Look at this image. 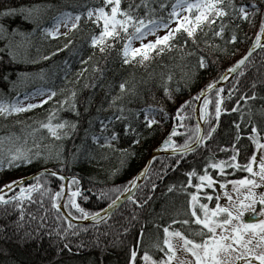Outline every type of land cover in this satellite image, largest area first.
<instances>
[{
	"label": "trees",
	"instance_id": "trees-1",
	"mask_svg": "<svg viewBox=\"0 0 264 264\" xmlns=\"http://www.w3.org/2000/svg\"><path fill=\"white\" fill-rule=\"evenodd\" d=\"M102 2L103 0H0V13L9 8L39 6L28 19L24 18L26 13L19 12L0 16V24L7 30L6 35L0 34V49H3L0 51V99L11 100L17 95L22 96L37 89H53L57 92L52 100L41 107L9 116L7 119L0 118V137L18 136L19 143L26 139L27 147L30 148L35 139L41 147L33 148V152L39 150L44 154L52 153L47 161L41 156L31 164L0 170V188L12 180L44 169H52L68 178L76 177L79 180L83 195L89 197L87 201L82 197L77 198L82 207L89 211L107 208L110 199L120 195L110 189L119 187L122 192L123 187L136 177L152 150L161 145L173 125L178 123L173 117L185 101H190L184 109L187 113V118L183 121L185 127L178 128L182 135L173 139L178 144H183L189 136L195 140L197 121L193 109L197 101L192 98L210 81L218 80L226 69L233 66L253 46L259 32L261 16L264 15V3L256 0L261 12L250 16L251 22L239 18L232 19L230 16L223 18L227 24L225 39L213 37L212 31L205 26L203 32L197 33L196 44L189 39L186 46L180 47L184 37L177 34L176 48L154 56L151 61L145 62L144 66L135 62H122L120 40L112 47L106 48L103 53L98 48H93L90 45V37L98 34L101 29L88 21L86 15L81 16L78 29L69 31L67 37L61 35L52 38L43 32L44 28L52 26L54 18L60 12L86 13L88 8L98 7ZM128 2L129 0H122L121 6L126 8ZM139 2L140 0H135V3ZM149 2L150 6L156 9L155 16L166 17L175 0ZM233 2L239 6L242 3L250 4L251 0ZM161 3H164V9L160 8ZM138 11L141 15L144 14L143 7ZM219 23L218 19L211 27L218 28ZM233 31L238 37L237 42L225 43ZM68 39H71L72 43L68 48H64L63 45ZM205 40L208 41L207 44ZM217 44L220 45L219 49L215 47ZM6 45L11 47L16 60H12L8 55ZM58 48L61 50L56 51ZM189 52L192 54L188 55ZM198 55L205 56L206 68H199ZM44 56L49 58L43 59ZM94 67L98 71H94ZM85 68L87 71L82 72ZM24 73L27 75H21ZM169 73L172 74V79L167 82V86L171 91V100L164 93L165 78ZM237 80L238 91L229 99L228 89ZM123 81L127 82L128 88L134 86V92L126 91L123 98L116 102L117 106H110L112 96L120 94L119 84ZM253 83L255 88L252 87ZM222 87L225 90L222 95L226 97L222 107L227 111L221 112L218 123L214 115L209 118L208 123L202 121L203 135L207 134L212 125H216L212 136L187 155L160 156L152 160L148 179L143 180L134 195L140 206L127 201L112 213L107 223L95 227L93 222L79 225L69 229L66 234V221L57 220V213L51 207V193L41 196L40 192H34V202H24L25 214L20 227L16 224L18 210L10 205L0 206V264H129L130 249L133 247L139 249L136 264H140V253L145 246L154 241L157 234L161 237L163 235L162 227L158 228L157 225H167L173 218H190L185 215L188 211V193L196 189L187 185V172L194 169L198 175L202 174L209 158L227 161L232 155L233 145L239 149L237 162L241 164L246 163L256 150L248 140L252 126L248 121L251 120L258 129L264 130V49L250 58L243 68V75L238 73ZM73 90L76 93L75 111L70 107L71 101L59 103ZM253 92L256 94L254 100L240 99L241 95L251 96ZM209 99L213 101L209 105V111L213 112L215 92L209 95ZM121 104L124 106L123 116L126 119L117 120L116 116L120 115L118 105ZM148 105L156 109L162 107L164 112H167V117L164 112L157 111L155 115L158 117L155 120L159 123L146 127L143 109ZM233 107L238 110L231 111ZM51 109H56L53 123L66 120L76 125L74 130L67 127L65 131L70 134L60 140L50 137L46 129L32 133L33 128H39L37 121L46 120ZM101 122L107 125L103 130ZM236 123L240 124L241 133L238 142L235 141ZM113 132L117 138L111 140L112 147H101L100 145L104 144L103 137H111ZM93 135L99 140L93 141ZM137 140L138 143L135 142ZM222 148L225 151H221ZM123 149L127 151H121ZM56 153L60 154L61 159L55 158ZM208 171L218 181L249 176L246 171L228 167L225 168L224 176L218 175V170L209 168ZM44 180L49 181L45 187L52 189L53 193L64 183L52 176L42 177V182ZM192 181L193 184L198 182L195 176ZM153 183L156 185L155 189L151 187ZM170 185L173 186L171 191ZM218 186L219 184H216L214 188ZM72 188L74 190L76 185L73 184ZM101 190L105 191L107 196L97 199ZM18 191L19 189L8 193L5 197H11ZM205 192L215 191L207 189ZM202 199L204 198L201 197ZM214 201L215 197L212 204ZM69 210L71 209H66L67 212ZM71 211L76 215L74 210ZM172 227L196 229L199 226L176 224ZM58 228L60 234H57ZM125 228L128 229L127 232L124 231ZM141 229L144 233L143 240L140 239ZM73 232L77 234L73 235ZM65 244L68 248L64 247ZM149 251L155 256L161 255L155 249L149 248Z\"/></svg>",
	"mask_w": 264,
	"mask_h": 264
},
{
	"label": "snow or ice",
	"instance_id": "snow-or-ice-1",
	"mask_svg": "<svg viewBox=\"0 0 264 264\" xmlns=\"http://www.w3.org/2000/svg\"><path fill=\"white\" fill-rule=\"evenodd\" d=\"M122 0H103L102 4L98 7H90L87 9L86 13H72L68 11L60 12L55 18L54 23L51 27L43 29V32L52 38H58L63 35L68 36V32L61 33L59 31L60 27L63 26L69 31L76 30L79 27V22L81 16L86 15L88 21L100 27L98 34H93L90 37V45L93 48H98V50L103 53L106 48L112 47L117 40L122 42V47L120 49L122 54V62L124 64H129L135 62L142 66L145 62L151 61L154 56L161 55L165 52H170L173 48L178 45L175 43L177 34L184 37L183 45L186 46L189 39L193 44L197 43V33L203 32L204 27L207 26L211 31L213 37H218L220 39H225V30L227 24L224 22V17H231L232 19L239 18L240 20L249 21L250 16H255L257 13L261 12V7L256 3V0H251L250 4H240L237 6L233 0H175L171 4V10L168 12L167 16H155V8L150 6L149 0H140L139 3H135V0H129L127 7L121 6ZM264 3V0H261ZM39 6H34L32 8H9L0 16H9L17 12L25 14V19H28L31 13L36 10ZM141 7L144 9V14L141 15L138 11ZM164 3L160 4V8L164 9ZM254 10V11H250ZM220 20L218 28H212V25ZM173 22H175V27H172ZM238 27V25H237ZM164 29L163 35H157L158 31ZM15 31V30H13ZM0 34L6 35L7 30L3 24H0ZM23 35V33H21ZM154 36V39L145 41L148 36ZM207 35V33H205ZM237 35L233 31L225 40V43H235L237 42ZM264 39V15L261 16L259 32L256 34V40L253 46L248 50V52L242 56L236 63L226 69L224 74L219 76V80L213 79L210 81L205 88L192 98L194 101H201L198 109H193V111H198V121L209 122V118L214 115L217 123L222 111H227V109L222 107L225 96L223 87H218L220 81H227L229 75L233 73H239L243 75V68L249 62L252 52L257 48L264 49V44H261V40ZM133 41H140L138 47L133 46ZM72 43L71 39L67 40V43L63 45L64 48H68L69 44ZM207 44L208 41L205 40ZM8 47V55L12 60H16V55ZM216 48H220V45H215ZM57 49L56 51H60ZM3 51V49H0ZM221 51H226V49H221ZM54 54V53H53ZM192 53L189 52L188 55ZM48 56H44L43 59H48ZM91 59V57H89ZM86 63V61H81ZM67 63V61H65ZM197 64L199 68L204 69L207 67V61L204 55H198ZM94 71H98L97 68H93ZM82 72L87 71V69H82ZM21 75H27L26 73ZM7 79V77H5ZM172 74L169 73L165 78L164 93L168 99H172L171 91L167 86V82L171 81ZM238 80L233 84L231 88L228 89L227 98H231L237 88ZM255 88V83L252 85ZM178 90V89H177ZM63 91V90H61ZM119 95L112 96L110 101V106H117L116 102L123 98V94L128 92H134V86L132 88L127 87V82L123 81L119 84ZM215 92V101L213 104V112L209 111V105L213 103L209 99V94ZM57 95V92L53 89H37L31 94H25L24 99L30 100L36 96L44 97L39 100L38 103H27L19 99V96L8 100L0 99V118L7 119V117L23 113L46 104L49 100ZM75 91H71L69 96L65 97L64 100L59 101V103H70V107L75 111ZM256 98L255 92L251 96L241 95L240 99L245 101L254 100ZM190 101H185L176 110L175 116L173 117L178 123H175L168 134L167 138L163 141L161 149H172V155L184 156L190 152H194L196 147H199L204 143L205 140L212 136L215 131L216 125H212L206 135H201L200 123L196 124V134L195 140L191 136L187 137L183 144H178L173 137L182 135L178 132V128L185 127L183 121L187 118V113L184 109L189 105ZM237 106L239 105V100H237ZM120 115L116 116V119H126L123 116L125 111L124 106L118 105ZM237 107H233L231 111H237ZM164 112L161 107L159 109L148 105L143 109L145 126L151 127L153 124L159 123L154 118L150 119V114L154 115L155 112ZM56 109H51L48 113L46 120L37 121L39 128H33L32 133H36L41 129H46L47 134L54 138L55 140H60L63 137H67L70 133L65 131L67 127L72 130L75 129V123H70L69 121H60L58 123H53ZM78 114V113H77ZM139 113H137V116ZM165 117H167V112H164ZM249 115H251V110L249 109ZM241 120H243V113H241ZM102 123V130L107 127L106 124ZM251 129L248 134V140L255 146V149L259 151V157H257V152L254 151L251 156L247 159L246 163L237 162V155L239 154V149L234 145L232 146V155L227 161L208 159L204 166L202 174H197L193 169L186 173L188 180L187 185L194 187L196 191L188 193V211L185 213L186 216L190 218L185 219H175L173 218L167 225H157L158 228L162 227L163 235H156L154 241L149 245H146L143 252L140 253V264H264V191H261L258 195L255 189L260 188L264 185V130L258 129L255 123L251 120ZM128 126L126 125V128ZM236 135L235 141L238 142L241 139L240 124L236 123ZM134 131V130H133ZM117 135L115 132L111 134V137L104 136V144L101 147H112L111 140H115ZM93 141H98L99 138L95 135L92 137ZM20 137L14 135H8L5 137H0V170L5 167L13 168L20 165L31 164L35 159L43 158L47 161L52 153L49 152L44 154L39 150L33 152V148L39 149L41 146L39 143L33 139L32 147H27V140L25 139L23 143H19ZM138 143L139 141H135ZM160 149H158L159 151ZM121 151H127L123 149ZM225 151V149H221ZM56 159H61L60 154H55ZM156 157H153L155 160ZM179 163V160L177 161ZM149 165L146 166L136 177L128 182V185L123 187V191L119 187H114L110 191L120 193L115 199H110L107 208H102L99 211H89L81 206V203L77 201L78 197H82L84 201H87L89 197L83 195L82 190L79 186V180L76 177H65L60 175L57 171L52 169H45L43 172L37 173L31 177L34 183H28L25 185L23 178L12 180L7 182L0 188V206H12L19 212L18 220L16 222L17 227H20V222L24 219L25 209L24 202L29 203L33 201V193L40 192L41 196L50 194L51 207L57 213L56 219H63L66 221L67 226L64 228V233L66 234L69 229L79 227V225H74L72 223L73 219L79 220H91L93 222V227L101 224L107 223L111 218L112 212L119 207L121 202V197L124 193L127 196L124 197L127 201H131L137 206H140L139 201L134 199L133 189L138 187L137 181L143 179H148ZM254 165L258 167V171L254 170ZM240 169L251 174L245 176L241 179H233L226 181H218L214 179L213 175L209 173L208 169L218 170V175L224 176L225 168ZM166 171L167 165L164 166ZM57 177L60 181L67 180V196L61 204V198L65 197V187L64 183L59 185V190L53 193L52 189L45 187L49 181L44 180L42 182V177ZM196 177L197 183L193 184L192 177ZM258 178V180L256 179ZM75 184L76 188L73 190L72 185ZM219 184L220 189L224 190L222 195L226 202L221 204V194L217 193L215 195V202L213 207H209L208 202L213 201V195L207 192L204 193L206 201L201 202L199 193L204 188L214 189L215 185ZM228 185H231V189L228 190ZM19 188L18 192H14L11 197H5L4 189L8 191H13L14 188ZM155 189L156 185L153 183L151 185ZM173 186H169V191L172 190ZM184 187V185H182ZM241 188H246L245 192H241ZM232 193L236 195L233 196ZM107 196V193L101 190L97 194V199H102ZM146 203V201H145ZM42 204V201H41ZM257 205L259 207L257 208ZM62 209H71L67 213L62 211ZM250 212L254 216H258L259 219L246 220L245 213ZM103 213V214H102ZM179 215V213H177ZM135 218V217H133ZM35 219V217H33ZM191 225L196 224L199 227L192 229L188 227L184 228H174L172 225ZM125 232L128 231L127 228L124 229ZM27 234V233H26ZM57 234L59 233V228L57 229ZM76 235V232L72 233ZM143 229L140 232V239L143 240ZM68 248V245H64ZM149 248L155 249L159 256L153 255ZM71 251V249H69ZM139 249L133 247L130 249L129 264H136Z\"/></svg>",
	"mask_w": 264,
	"mask_h": 264
},
{
	"label": "water",
	"instance_id": "water-1",
	"mask_svg": "<svg viewBox=\"0 0 264 264\" xmlns=\"http://www.w3.org/2000/svg\"><path fill=\"white\" fill-rule=\"evenodd\" d=\"M261 44H264V39H262L261 41ZM252 47V46H251ZM250 47V48H251ZM249 48V49H250ZM248 49V50H249ZM259 50H261V48H259V47H257L253 52H252V55H251V57L256 53V52H258ZM248 52V51H247ZM246 52V53H247ZM245 53V54H246ZM244 54V55H245ZM243 55V56H244ZM250 57V58H251ZM238 73H233V74H231V75H229V79L227 80V81H220L219 82V84L217 85L218 87H222V86H224L228 81H230L233 77H235L236 75H237ZM219 80V79H218ZM214 93V92H213ZM212 94V93H211ZM210 95V94H209ZM202 102V100L201 101H197L196 102V106H195V109H198V107H199V104ZM195 118H196V121H197V123L199 122L200 123V127H201V135H203L204 134V125H203V122L202 121H198V111H195ZM163 143V142H162ZM162 143H161V145H162ZM161 145H159L158 147H156L155 149H153L152 150V152L150 153V155H149V157L147 158V160H146V162H145V165L143 166V168L140 170V172L146 167V166H148L149 165V162L151 161L152 162V160H153V157L155 156L156 158L157 157H160V156H168V155H172V149H161ZM197 148V147H196ZM158 149H160L159 151H158ZM45 170V169H44ZM44 170H41V171H39V172H36V173H33V174H31V175H29V176H26V177H23V179H24V181H25V184H27V183H29V182H31L32 180H31V177L32 176H34L35 174H37V173H40V172H43ZM139 172V173H140ZM138 173V174H139ZM137 174V175H138ZM61 175V174H60ZM136 175V176H137ZM63 176H65V175H63ZM66 177V176H65ZM143 178L141 179V180H139V181H137V184H138V187L136 188V189H133V192H134V194L136 193V191L138 190V188L141 186V184H142V182H143ZM64 184L66 185V187H65V192H67V180H65L64 181ZM17 189H19L18 187L17 188H14V190L13 191H15V190H17ZM13 191H8L7 189H4V195H6V194H8V193H11V192H13ZM65 196H66V194H65ZM127 196V193H124V195L121 197V202H120V205H119V207L118 208H116L112 213H114L117 209H119L122 205H124L126 202H127V200L126 199H124V197H126ZM65 199V197H63V199H62V201H61V204L63 203V200ZM62 211H64L65 213H67V211H66V209H62ZM103 214V213H102ZM255 219H258V217L257 216H253V217H249L247 220H255ZM72 223H75V224H78V225H85V224H90V223H92V221L91 220H76V219H73L72 220Z\"/></svg>",
	"mask_w": 264,
	"mask_h": 264
},
{
	"label": "rangeland",
	"instance_id": "rangeland-1",
	"mask_svg": "<svg viewBox=\"0 0 264 264\" xmlns=\"http://www.w3.org/2000/svg\"><path fill=\"white\" fill-rule=\"evenodd\" d=\"M172 27H175V22H173V24H172ZM59 31L61 32V33H64V32H69V29H67V28H65V27H63V26H61L60 27V29H59ZM164 32H165V30L164 29H161V30H159L158 31V33H157V35H163L164 34ZM151 39H154V36H148V37H146L145 38V41L144 42H147L148 40H151ZM139 44H140V41H133V46L134 47H138L139 46ZM32 92H30V93H27V94H31ZM24 96L25 95H22V96H19V99L21 100V101H23L25 104H27V103H38V101L39 100H41V99H43L44 97H41V96H36V97H34V98H32V99H30V100H25L24 99ZM158 116L157 115H152V114H150V116H149V118L150 119H152V118H154V119H156ZM264 142V141H263ZM256 152H257V157H259V151H257V150H255ZM254 170H257L258 171V167L256 166V165H254ZM249 177L251 178V174H249ZM257 180H258V178H256ZM207 189H210V188H204V189H202L201 190V192L199 193V196H200V199H201V197H203L204 199H202L201 200V202H208V201H206V198H205V196H204V193H205V191H207ZM231 189V185H228V190H230ZM68 191V190H67ZM214 193H212V192H210L209 194H212L213 195V198L215 197V195L217 194V193H220L221 194V196H222V198H221V201H220V203L221 204H224L225 202H226V200H225V198L223 197V195H222V193H223V191L224 190H222V189H220V187L218 186L217 188H214ZM246 191V188H241V192L243 193V192H245ZM255 191H256V193H257V195L261 192V191H264V185H262L260 188H257V189H255ZM65 194L67 195V192H65ZM232 195L233 196H235L236 194L235 193H232ZM63 199V198H62ZM65 199H66V196H65ZM62 201V200H61ZM215 202V201H214ZM209 203V207H213L214 206V203L212 204V202H208ZM259 207V205H257V208ZM254 215L252 214V213H250V212H246L245 213V219L247 220L249 217H253ZM258 217V216H257ZM258 219H259V217H258ZM81 221V220H80Z\"/></svg>",
	"mask_w": 264,
	"mask_h": 264
}]
</instances>
